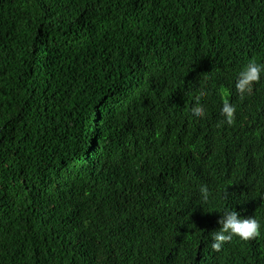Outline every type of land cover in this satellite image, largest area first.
I'll return each mask as SVG.
<instances>
[{"label": "trees", "instance_id": "16d2710c", "mask_svg": "<svg viewBox=\"0 0 264 264\" xmlns=\"http://www.w3.org/2000/svg\"><path fill=\"white\" fill-rule=\"evenodd\" d=\"M252 58L264 0H0V264H264V228L210 236L225 208L264 225Z\"/></svg>", "mask_w": 264, "mask_h": 264}, {"label": "clouds", "instance_id": "9594fccd", "mask_svg": "<svg viewBox=\"0 0 264 264\" xmlns=\"http://www.w3.org/2000/svg\"><path fill=\"white\" fill-rule=\"evenodd\" d=\"M264 77V61H259L252 58L244 64L235 76V89L241 98L251 94L254 86ZM222 95L225 97L223 105L220 109V114L224 121L232 124L236 119V105L231 103L228 99L227 89H221ZM206 93L201 90L195 99V103L191 109L193 116L202 118L206 115V105L201 102V98ZM201 199L203 201L209 200V189L207 185L200 187ZM221 217L218 220L219 228L210 232L211 248L220 250L224 243L231 241L233 237H238L243 241H248L259 237L262 233L261 220L256 216H242L240 212L235 209L225 208L222 211Z\"/></svg>", "mask_w": 264, "mask_h": 264}]
</instances>
